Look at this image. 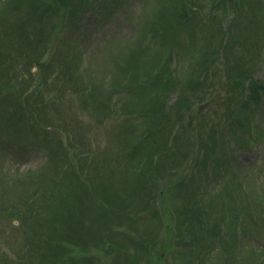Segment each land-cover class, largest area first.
<instances>
[{
	"label": "trees",
	"instance_id": "trees-1",
	"mask_svg": "<svg viewBox=\"0 0 264 264\" xmlns=\"http://www.w3.org/2000/svg\"><path fill=\"white\" fill-rule=\"evenodd\" d=\"M91 2L110 13L124 0H0V144L45 153L0 187V264H142L163 229L182 264H252L258 253L239 233L264 223V170L244 182L230 142L244 146L249 134L264 142V80L255 75L264 66V0H144L132 28L80 69L76 46L51 45ZM50 91L54 102L76 93L99 122L127 116L112 153L87 159L81 132L44 125ZM195 106L191 125L184 117ZM186 164L223 184L206 193Z\"/></svg>",
	"mask_w": 264,
	"mask_h": 264
},
{
	"label": "rangeland",
	"instance_id": "rangeland-1",
	"mask_svg": "<svg viewBox=\"0 0 264 264\" xmlns=\"http://www.w3.org/2000/svg\"><path fill=\"white\" fill-rule=\"evenodd\" d=\"M143 1L144 0H124L123 5L121 4L120 11L115 8L110 13L104 10L99 4L91 2L87 9L79 14L76 25L70 26L66 24L63 28H58L51 49L58 52L69 43L76 46L77 49L83 53L79 63L80 69L85 68L88 63H94L96 60L101 61L102 57L114 44H116L115 38H119L124 32L131 29L137 15L142 14ZM206 9L207 8H205V10ZM126 13L131 17V20L121 18L122 15ZM101 16L105 18L102 22L98 23V19H100ZM113 32L115 33L112 34ZM58 64L62 65L63 63L60 64L58 62ZM36 71V67L31 69L33 73ZM255 75L264 80L263 64L257 68ZM26 79L29 80L28 77H26ZM33 80L34 79L30 81L33 82ZM50 82L52 83L53 81L49 80V83ZM54 82H58V80H54ZM54 94V91L45 92V98L43 99L45 103L42 108V114L46 118L42 123L48 125L50 122H55L61 127L60 129L62 131L65 132L68 129L70 135L76 136L77 133L81 132L84 137H78L76 139V145L82 147V151L88 155L87 159H91L94 156H96L97 159H101L104 153H112L117 144L115 140L117 129L122 121L127 119V116L120 114L111 115L105 119V121L99 122L96 116H94L92 109L87 110L81 108L79 96L76 93L66 92V94L64 93L65 97L59 98L55 102L50 101L53 99ZM38 106H42L40 100ZM203 107L204 108H201V110H206V107ZM260 108L263 112L259 114V117H262L264 120V101L261 103ZM199 109V106H195L188 111L184 117L185 121L194 125L200 116V113H198ZM212 110H216L220 113L222 109L219 105H214ZM209 112V118L211 120L221 121V117H217L212 114L211 111ZM2 139L3 142L0 144V187H4L10 183L17 172L23 171L29 167L34 168L39 166V164L44 161L45 154L36 146L32 147L30 143L19 142L14 144L9 143L10 141H7L4 137ZM246 139V144L241 147L232 141L230 142V148L234 156L233 166L237 167L238 173L241 174L240 178L245 177L244 182H246V179H254L255 175L260 174L262 170H264V142L261 141L256 144L254 142V134H249ZM187 164H189V162ZM187 164L186 167H188V169L185 171V176L188 177L190 173H193L194 184H197L196 182L198 181V187L203 191L207 190L206 193H208L209 190L213 191V183H215V188L223 184L221 174L216 175L212 172L200 178L198 171H195V169L190 166L191 163L189 166H187ZM1 178H3V180H1ZM244 184L246 187L247 183ZM242 189H244L243 184ZM201 192L200 190L199 193L201 194ZM146 217L147 216L144 214L140 217L138 221V226L140 228L146 226ZM257 221L259 224L263 222L261 218ZM14 223L18 225L20 222L14 219ZM3 228V224L0 222V234ZM128 232L132 233L133 229L130 228ZM168 232L169 231L163 229L159 233L151 259L143 261L142 264H182L180 252L176 254V251L180 250V247H176V239ZM250 232H252V230L247 233L240 232L239 237H247L248 240H246V242L248 241V243H243L249 247L251 246L258 253L256 256L257 258H255L252 264H264V223L259 225V228L257 226L253 233ZM116 239H121V237L117 236ZM3 240L4 238L2 239L0 235V242ZM257 242H262L263 244H257ZM168 244H170L171 249L175 248V253L170 250H164Z\"/></svg>",
	"mask_w": 264,
	"mask_h": 264
}]
</instances>
